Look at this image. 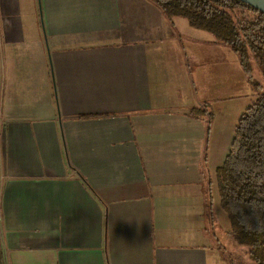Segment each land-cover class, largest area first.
I'll return each mask as SVG.
<instances>
[{
	"label": "crops",
	"instance_id": "obj_1",
	"mask_svg": "<svg viewBox=\"0 0 264 264\" xmlns=\"http://www.w3.org/2000/svg\"><path fill=\"white\" fill-rule=\"evenodd\" d=\"M19 2L0 0V264H225L206 190L216 218L234 132L191 110L219 103L226 46L149 0Z\"/></svg>",
	"mask_w": 264,
	"mask_h": 264
},
{
	"label": "trees",
	"instance_id": "obj_2",
	"mask_svg": "<svg viewBox=\"0 0 264 264\" xmlns=\"http://www.w3.org/2000/svg\"><path fill=\"white\" fill-rule=\"evenodd\" d=\"M149 1L168 18L186 19L192 28L210 33L216 43L235 52L256 92L236 124L224 163L216 170V187L230 233L255 264H264V12L240 0ZM255 65L262 69L263 82L255 76ZM201 112L212 118L210 110H191L195 116ZM206 157L205 151L204 168ZM214 184L210 177L206 190L210 223L215 217Z\"/></svg>",
	"mask_w": 264,
	"mask_h": 264
},
{
	"label": "rangeland",
	"instance_id": "obj_3",
	"mask_svg": "<svg viewBox=\"0 0 264 264\" xmlns=\"http://www.w3.org/2000/svg\"><path fill=\"white\" fill-rule=\"evenodd\" d=\"M19 3L22 8L21 11L25 12L27 10L26 0H20ZM0 48L2 50V45H0ZM3 57L4 55L2 56L4 65V61L7 59ZM238 60V55L226 47L224 64L220 61V65L218 66L215 61V66L212 67L213 63L211 61L209 72L214 73L215 70L218 69L220 75L224 73L226 89L223 94L222 92L212 93L213 96L220 98V101L216 105L212 104L213 108L209 109L212 112V118L209 116V122H211L207 130L209 136L211 135L212 123H214L215 118L218 129L221 130V128H223L221 137L225 139V137L231 136L240 116L245 113L246 108L256 99V92L247 82ZM7 64L8 63H6V65ZM255 76L260 82H263L262 69L257 65H255ZM231 128L233 130H231ZM215 197L216 203H218V195L216 194ZM215 210L217 217H214L213 223L209 222V231L212 234L211 239L214 245H217L221 250L222 260L226 261L225 264H255L250 258L247 249L240 245L230 233V225L226 212L223 211L219 204L215 207Z\"/></svg>",
	"mask_w": 264,
	"mask_h": 264
},
{
	"label": "water",
	"instance_id": "obj_4",
	"mask_svg": "<svg viewBox=\"0 0 264 264\" xmlns=\"http://www.w3.org/2000/svg\"><path fill=\"white\" fill-rule=\"evenodd\" d=\"M250 6L264 12V0H240Z\"/></svg>",
	"mask_w": 264,
	"mask_h": 264
}]
</instances>
